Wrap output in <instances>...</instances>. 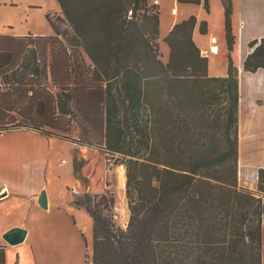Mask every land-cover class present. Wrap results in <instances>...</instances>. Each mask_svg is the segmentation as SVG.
I'll return each mask as SVG.
<instances>
[{
  "label": "trees",
  "instance_id": "obj_1",
  "mask_svg": "<svg viewBox=\"0 0 264 264\" xmlns=\"http://www.w3.org/2000/svg\"><path fill=\"white\" fill-rule=\"evenodd\" d=\"M209 1L178 0L206 10ZM57 2L63 17L48 16L52 34L0 35V132L25 127L69 138L75 122L107 161L117 156L126 166V227L115 222L107 189L77 200L93 219L92 264H264V167L256 192L238 183L245 160L233 0H223L224 76L208 73L195 16L164 38L165 62L153 0ZM248 46L244 71L264 70V37ZM241 131L242 142L264 135ZM258 145L251 151L264 155Z\"/></svg>",
  "mask_w": 264,
  "mask_h": 264
},
{
  "label": "rangeland",
  "instance_id": "obj_2",
  "mask_svg": "<svg viewBox=\"0 0 264 264\" xmlns=\"http://www.w3.org/2000/svg\"><path fill=\"white\" fill-rule=\"evenodd\" d=\"M159 2L162 39L155 42V46L160 55V46L166 55L169 50L163 36L168 34L170 28L177 21L195 16L197 28L203 26L206 29L202 37L206 33L208 38L216 37L214 44L219 50L217 53L213 51L216 54L209 62L216 69L227 68L223 0H210L208 10L203 3H179L178 0ZM56 13L60 14L57 0H0V35L52 34L48 16L53 17ZM230 20L236 31L239 24L236 11L233 10ZM245 52L246 46L239 38L233 54L236 65L240 64ZM243 120L248 128L259 129L255 123L249 126L245 115ZM240 134L242 136L239 123V155L240 145H243L241 158L245 160V166L238 162V183L256 192L257 173L260 167H264V155L257 158L261 160L249 163L251 149H256L258 144L242 142ZM68 137L45 135L25 127L0 132V226L14 222L34 226L30 238L27 237L23 243L5 245L10 250V264H16L18 259L21 264L32 261L34 264H92V233L88 222L91 216L80 210L82 207L77 204L79 197L86 193L101 194L107 189L115 198L112 210L115 222L127 226L130 216L126 197L127 177L124 172L122 187L118 175L121 169L119 157L107 161L105 152L96 148L89 137H83L75 122ZM43 190L51 198L48 210L38 204V196ZM77 220L80 226L76 224ZM83 225L88 228L85 229ZM79 230L90 238L80 234ZM3 234L0 236L2 239Z\"/></svg>",
  "mask_w": 264,
  "mask_h": 264
},
{
  "label": "crops",
  "instance_id": "obj_3",
  "mask_svg": "<svg viewBox=\"0 0 264 264\" xmlns=\"http://www.w3.org/2000/svg\"><path fill=\"white\" fill-rule=\"evenodd\" d=\"M180 3V2H179ZM160 4V2H159ZM159 11H160V6ZM233 10L237 12L239 24L237 26V30L235 31L239 38L241 39V42L246 46V52L244 57L242 58V61L240 64H238L239 68V79H240V109H239V123H240V133H242V127L243 125L246 127V123L243 120V115H245V119L247 120V124L249 126L252 123L257 124L258 130H254L250 128L252 131L256 133H262L264 134V70L259 69L256 72H246L243 69V62L247 56V54L250 52V48L248 46L249 42L255 39H261L264 37V0H233ZM176 10L174 9V12ZM161 14V11H160ZM60 15L63 17V15L60 13ZM189 18V17H188ZM187 19V18H185ZM184 20V19H183ZM182 21V20H181ZM177 21L175 24L181 22ZM174 24V25H175ZM174 25L170 28V30L174 27ZM169 30V32H170ZM168 32V33H169ZM207 32V31H206ZM33 34L38 35L42 34L41 32H33ZM25 35V34H23ZM168 35V34H167ZM163 36V39L167 36ZM194 41L196 42L197 46L200 48L202 55L207 56L208 60L212 59V56H214L216 53L211 51V48L215 46V44H212V40L216 39V37L213 35L210 38L207 37V33L204 37H202V31L201 29L196 27L194 29L193 33ZM162 39L161 36V27H160V38L158 42ZM165 42V41H164ZM238 46V43H237ZM219 50V47H216ZM160 50L162 52L161 59L163 61H167L169 57V50L167 52V55L164 50H162L160 46ZM165 53V54H164ZM227 72V68H220L216 69L214 68V64L212 62H209V68L208 73L210 76H224ZM263 140V141H262ZM261 141L264 142V135L261 137ZM261 141H254L252 143H255L256 146ZM259 146V145H258ZM241 149V145H240ZM249 149H251L249 147ZM252 150V149H251ZM251 154H258L263 155L261 152L259 154L258 151H251ZM241 157V150L239 158ZM248 178L250 175H247ZM256 181V180H255ZM38 193V191H37ZM34 197H32L33 199ZM50 195L48 196V203L50 204ZM36 202V200H35ZM50 208V205H49ZM48 208V209H49ZM47 209V210H48ZM80 210H85V208H81ZM83 211V212H84ZM88 213V212H87ZM89 214V213H88ZM92 217L88 222L90 224V229L92 233ZM76 224L80 226L79 221L77 220ZM14 226H23L28 230L27 237L30 238L31 231L34 228V226L28 225L27 223H10L5 227L0 226V236L1 233H4V231L14 227ZM85 229L88 228L87 225H83ZM80 234L83 233V230H79ZM84 234V233H83ZM85 235V234H84ZM86 236V235H85ZM263 236H264V227H263ZM88 237V236H86ZM90 238V237H88ZM0 245H8L2 237H0ZM83 258V254L81 253V259ZM84 260V258H83ZM35 262L32 261L30 264H34ZM7 264H10V250L7 249ZM16 264H21L20 259H18V262ZM84 264V263H83Z\"/></svg>",
  "mask_w": 264,
  "mask_h": 264
},
{
  "label": "water",
  "instance_id": "obj_4",
  "mask_svg": "<svg viewBox=\"0 0 264 264\" xmlns=\"http://www.w3.org/2000/svg\"><path fill=\"white\" fill-rule=\"evenodd\" d=\"M38 204L43 209H48L49 207L48 195L45 190H43L41 194L38 196ZM27 235H28V230L25 227L15 226L4 232L3 239L8 245L14 246L23 243L26 240Z\"/></svg>",
  "mask_w": 264,
  "mask_h": 264
},
{
  "label": "built area",
  "instance_id": "obj_5",
  "mask_svg": "<svg viewBox=\"0 0 264 264\" xmlns=\"http://www.w3.org/2000/svg\"><path fill=\"white\" fill-rule=\"evenodd\" d=\"M153 4H154V5H158V4H159V0H153ZM132 15H133V11L130 10V11L128 12V17L130 18ZM214 41H216V39L212 40V44H214ZM215 47H217V45H215ZM211 50H212V52H213V48H211ZM216 52H217V51H216ZM120 167H121L122 169H124V172L126 173V166H125L124 164H121ZM123 185H124V184H123Z\"/></svg>",
  "mask_w": 264,
  "mask_h": 264
},
{
  "label": "bare ground",
  "instance_id": "obj_6",
  "mask_svg": "<svg viewBox=\"0 0 264 264\" xmlns=\"http://www.w3.org/2000/svg\"><path fill=\"white\" fill-rule=\"evenodd\" d=\"M212 48H213V51H217V50H215V49H217L215 46H213ZM118 175H119V178H120L121 186L123 187V184H124V181H125V175H124V171H123L122 168L120 169V172H119Z\"/></svg>",
  "mask_w": 264,
  "mask_h": 264
}]
</instances>
